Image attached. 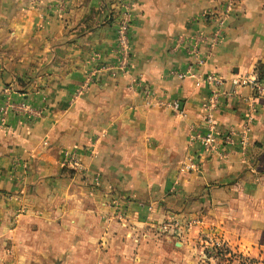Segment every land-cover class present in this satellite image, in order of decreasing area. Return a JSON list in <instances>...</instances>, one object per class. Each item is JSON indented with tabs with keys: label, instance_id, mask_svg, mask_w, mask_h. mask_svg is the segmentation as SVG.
I'll return each mask as SVG.
<instances>
[{
	"label": "crops",
	"instance_id": "0c3cea01",
	"mask_svg": "<svg viewBox=\"0 0 264 264\" xmlns=\"http://www.w3.org/2000/svg\"><path fill=\"white\" fill-rule=\"evenodd\" d=\"M124 4L133 14L131 65L112 74L104 66L116 63ZM220 5L0 0V106L24 102L40 110L32 117L9 107L0 121V240H7L0 264L264 259V93L255 97L245 150L204 154L189 140L204 129L207 73L219 74L227 90L232 78L252 72L264 85V0H237L210 49L217 24L207 12ZM195 45L207 54L202 64L194 62ZM145 88L154 98L179 100L187 116L147 102ZM250 93L236 87L215 111L216 123L242 129V98ZM65 148L76 150L82 171L61 165ZM188 158L198 167L181 170ZM15 205L27 210L9 230ZM171 215L190 223L184 235L160 230ZM215 242L218 257L204 251Z\"/></svg>",
	"mask_w": 264,
	"mask_h": 264
},
{
	"label": "built area",
	"instance_id": "2783aa9c",
	"mask_svg": "<svg viewBox=\"0 0 264 264\" xmlns=\"http://www.w3.org/2000/svg\"><path fill=\"white\" fill-rule=\"evenodd\" d=\"M237 0H221L220 8L217 11L207 12L210 13L212 20L217 24L215 32L211 36L210 49L220 40L222 35V25L225 18L228 16L229 12L236 4ZM132 11L128 4L123 5V9L120 12V18L117 25L116 35H115V48L116 53V63L110 66H104L111 70L112 74L121 72L125 74L131 65V54H130V39H131V25H132ZM200 40L196 38L198 43ZM196 46L192 49V54L195 57L194 62L196 64L204 63L207 54L199 55L197 54ZM179 77H184L185 72L178 73ZM205 82L209 84L210 93L207 100H205L201 109L203 112V131L193 130L190 132L189 140L190 143H197L201 146L202 152L204 154H217L220 156H225L227 154L228 148H239L245 150L249 144L248 131L250 129V124L254 120V115L256 112L255 97L264 93V85L259 75L256 72L245 75L244 77L232 78L231 83L233 85L232 90H227L224 86L223 78L215 73L209 72L205 75ZM246 85L251 89L250 95L244 96L242 101L247 105V113L244 117V126L242 129H238L232 125L219 126L215 119V111L232 95L236 94V87ZM142 93L147 99V102H152L155 105L162 106L169 109L174 115L184 118L187 116V111L183 104L176 99H165L157 98L153 96L149 89H143ZM11 107L13 110L23 112L32 117L40 116V110L34 109L29 104L24 102L18 104H11L7 106H0V121L4 122L8 114V109ZM63 165L72 170L82 171L83 164L81 163L77 152L75 149L65 150L62 154ZM199 162L193 158H188V160L181 164V170H194L198 167ZM190 223H164L160 226V230L167 232L170 231L174 235L182 236L189 230ZM220 247L218 242L210 245L209 254H212L215 248ZM214 253V252H213Z\"/></svg>",
	"mask_w": 264,
	"mask_h": 264
},
{
	"label": "rangeland",
	"instance_id": "374dc122",
	"mask_svg": "<svg viewBox=\"0 0 264 264\" xmlns=\"http://www.w3.org/2000/svg\"><path fill=\"white\" fill-rule=\"evenodd\" d=\"M65 150H72L71 148H65L63 151H62V154ZM60 161H61V165L64 167L62 161H63V158H62V155L60 156ZM8 197V201L9 199H11V194L10 196H7ZM12 201V200H10ZM26 208L22 205L20 206H17L15 205V207L12 209V214L10 216V221H9V225H8V228L9 230H13L16 225H17V222H18V219L20 217L21 214L25 213L26 212ZM5 214L10 215V213L8 212V210L4 211ZM116 213L118 214L117 210H116ZM119 215V214H118ZM173 222H179V220L177 219V217H175L174 215H171V216H165L164 218L161 219V221L158 223L159 225H162L164 223H173ZM176 236V235H175ZM4 237V236H3ZM2 237V238H3ZM0 244L2 246H6L7 244V240L6 239H1L0 240ZM221 247H217L214 249V251H212V254L215 255L216 257H218V252L220 251ZM205 253H207V251H210V247L205 248ZM214 252V253H213ZM1 257V256H0ZM3 257V256H2ZM1 257V258H2ZM222 258V257H221ZM221 258H218L217 260H222ZM237 261V260H236ZM264 264V259H257V258H251V257H244L243 261L241 262H236L235 264Z\"/></svg>",
	"mask_w": 264,
	"mask_h": 264
},
{
	"label": "trees",
	"instance_id": "16d2710c",
	"mask_svg": "<svg viewBox=\"0 0 264 264\" xmlns=\"http://www.w3.org/2000/svg\"><path fill=\"white\" fill-rule=\"evenodd\" d=\"M220 253V251L218 252V254Z\"/></svg>",
	"mask_w": 264,
	"mask_h": 264
}]
</instances>
